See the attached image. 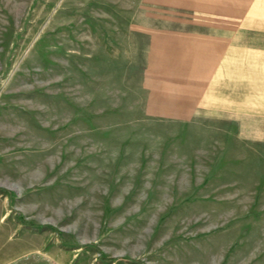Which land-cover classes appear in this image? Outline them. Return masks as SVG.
I'll return each instance as SVG.
<instances>
[{"label": "rangeland", "instance_id": "374dc122", "mask_svg": "<svg viewBox=\"0 0 264 264\" xmlns=\"http://www.w3.org/2000/svg\"><path fill=\"white\" fill-rule=\"evenodd\" d=\"M173 3L0 0V264H264V134L148 114Z\"/></svg>", "mask_w": 264, "mask_h": 264}, {"label": "crops", "instance_id": "0c3cea01", "mask_svg": "<svg viewBox=\"0 0 264 264\" xmlns=\"http://www.w3.org/2000/svg\"><path fill=\"white\" fill-rule=\"evenodd\" d=\"M173 1L128 29L155 86L143 91L156 95L148 114L191 120L205 109L234 118L237 134H264V0Z\"/></svg>", "mask_w": 264, "mask_h": 264}]
</instances>
